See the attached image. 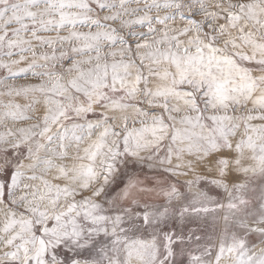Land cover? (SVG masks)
Segmentation results:
<instances>
[{
    "label": "snow or ice",
    "instance_id": "snow-or-ice-1",
    "mask_svg": "<svg viewBox=\"0 0 264 264\" xmlns=\"http://www.w3.org/2000/svg\"><path fill=\"white\" fill-rule=\"evenodd\" d=\"M0 264H264V0H0Z\"/></svg>",
    "mask_w": 264,
    "mask_h": 264
}]
</instances>
